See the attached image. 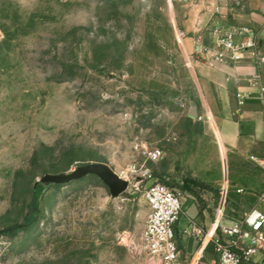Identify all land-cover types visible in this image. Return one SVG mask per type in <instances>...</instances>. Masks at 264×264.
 I'll return each instance as SVG.
<instances>
[{
  "label": "rangeland",
  "instance_id": "obj_1",
  "mask_svg": "<svg viewBox=\"0 0 264 264\" xmlns=\"http://www.w3.org/2000/svg\"><path fill=\"white\" fill-rule=\"evenodd\" d=\"M183 18V0H0V264H149L152 180L183 198L179 227L232 190L264 196L260 159L211 134ZM94 162L126 191L42 180Z\"/></svg>",
  "mask_w": 264,
  "mask_h": 264
},
{
  "label": "crops",
  "instance_id": "obj_2",
  "mask_svg": "<svg viewBox=\"0 0 264 264\" xmlns=\"http://www.w3.org/2000/svg\"><path fill=\"white\" fill-rule=\"evenodd\" d=\"M184 18L182 27L184 42L194 47L198 42L210 47L220 32L233 33L238 42L242 38L240 28L257 34L256 48L239 54L232 61L195 62L201 77L202 95L210 109L209 129L215 134L217 142L231 148L234 153L260 159L264 157V115L258 95V86L264 84V63L256 62L254 55H264V0H183ZM240 95V97L238 96ZM213 125V126H212ZM229 201L223 205L220 222L232 224L238 222L252 208L264 212V200L260 195L247 191L232 190ZM225 212V216L223 215ZM213 218L207 215L185 218L182 230L192 221L212 229ZM181 264H187L189 256L199 259L200 264H212L214 254L209 243L190 236H179ZM258 256L250 263L257 262Z\"/></svg>",
  "mask_w": 264,
  "mask_h": 264
},
{
  "label": "built area",
  "instance_id": "obj_3",
  "mask_svg": "<svg viewBox=\"0 0 264 264\" xmlns=\"http://www.w3.org/2000/svg\"><path fill=\"white\" fill-rule=\"evenodd\" d=\"M243 35L235 42L233 33L220 32L210 47L197 41L193 54L196 59L207 61H232L239 54L256 48L257 34L240 28ZM264 37V26H262ZM180 31V35H183ZM256 62L264 63V55H254ZM253 82L258 86L261 112L264 115V84ZM240 97V95L238 94ZM162 157L160 148L146 151V159L156 162ZM259 164L264 168V157ZM145 179L151 177L149 170L143 174ZM241 191V190H238ZM143 198L147 205V214L141 230V249L148 258L149 264H181V248L179 236H190L199 244L209 243L214 254L212 264H245L258 256L259 263L264 264V212L258 208L250 209L241 220L232 224L220 222L221 211L214 216L212 229L190 221L182 230L178 229V221L183 210V198L174 189L163 182L152 180L143 189ZM264 200V196L260 197ZM187 264H200L199 259L189 256Z\"/></svg>",
  "mask_w": 264,
  "mask_h": 264
},
{
  "label": "water",
  "instance_id": "obj_4",
  "mask_svg": "<svg viewBox=\"0 0 264 264\" xmlns=\"http://www.w3.org/2000/svg\"><path fill=\"white\" fill-rule=\"evenodd\" d=\"M88 174L98 175L109 187V190L113 196L120 195L128 188V182L126 180L122 179L109 165L101 162H94L84 165L69 174H47L43 176L42 180L69 182L82 178Z\"/></svg>",
  "mask_w": 264,
  "mask_h": 264
},
{
  "label": "trees",
  "instance_id": "obj_5",
  "mask_svg": "<svg viewBox=\"0 0 264 264\" xmlns=\"http://www.w3.org/2000/svg\"><path fill=\"white\" fill-rule=\"evenodd\" d=\"M14 230H15V227H11L7 231H14Z\"/></svg>",
  "mask_w": 264,
  "mask_h": 264
}]
</instances>
